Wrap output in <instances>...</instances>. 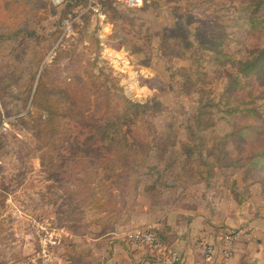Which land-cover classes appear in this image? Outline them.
I'll use <instances>...</instances> for the list:
<instances>
[{"label": "rangeland", "instance_id": "374dc122", "mask_svg": "<svg viewBox=\"0 0 264 264\" xmlns=\"http://www.w3.org/2000/svg\"><path fill=\"white\" fill-rule=\"evenodd\" d=\"M0 1L1 24L29 29V38L21 42L33 45L44 56L39 68L32 69L23 66L27 61H0V69L5 67L0 74V264H105L112 253L111 233H118L123 243L150 258V249L133 243L130 236L138 229L156 225L166 242L159 226L162 215L189 198L207 201L215 209L227 212L229 224L223 215L212 216L217 237H237L238 227L232 223L238 215L246 216L245 220L253 216L264 219V193L262 185L256 183L262 176L254 175L246 166L215 167L203 183H198L199 178L180 182L173 192L152 190L158 178L155 168L161 171L169 161L170 148L163 141L168 126L178 139V159H183L184 144L191 141L186 126L198 108V96L183 92L187 75L180 70L191 66V54L184 60H169L160 49L158 35L165 28H174L179 19L187 21L189 16L202 23L232 27L229 19L235 12L216 7L226 0H145L140 9L115 6L112 0L91 4L87 0H65L58 6L53 0ZM69 18L73 20L72 29L66 31L64 23ZM199 25L196 22L191 29ZM212 32L219 34L221 30L216 28ZM122 39L130 41L128 46H120ZM192 39L195 41L193 36ZM21 42L15 46H21ZM230 44L232 51L240 47ZM14 60L26 59L15 52ZM72 61L76 62L74 66ZM215 69L225 71L221 65ZM90 73L97 77L95 84L100 91L111 94L115 106L123 99L146 103L156 98L165 107L153 119L159 133L151 143L146 168L137 173V187L124 186L123 179L109 186L100 175L96 176L98 195L102 201L117 205L115 214L100 211L87 201L78 204V196L72 197L76 206L71 207V195L65 188L75 189V184L46 172L37 151L35 131L39 118L32 105L38 86L46 83L59 93L74 86V77L86 81ZM34 76L25 107L23 84ZM213 83L220 87L215 78ZM95 91H89L94 108L98 106L99 90ZM206 144L213 147L211 136ZM227 151L232 159L240 158L232 141L228 142ZM203 159L212 161L207 156ZM238 162L244 164L245 158ZM71 165L67 162L66 169ZM203 169L206 171L205 166ZM175 182V178L169 180L170 185H177ZM234 183L240 188L238 195L246 202L244 206L235 202ZM138 218L147 222H134ZM246 235L245 229L239 242H244Z\"/></svg>", "mask_w": 264, "mask_h": 264}, {"label": "trees", "instance_id": "16d2710c", "mask_svg": "<svg viewBox=\"0 0 264 264\" xmlns=\"http://www.w3.org/2000/svg\"><path fill=\"white\" fill-rule=\"evenodd\" d=\"M216 7L235 12L229 19L232 27L202 23L189 16L187 21L179 19L174 28H165L158 35L160 49L169 60H184L191 54V66L180 70L187 75L184 76L183 92L198 96V108L186 126L191 141L184 144L186 156L183 159H178V139L168 126L163 141L170 148L169 161L163 170L155 168L158 178L152 190L173 192L188 180L199 178L198 183H203L215 167L246 166L254 175L262 176L256 183L262 185L264 193V0H226L225 4H216ZM196 22L200 25L192 30L191 25ZM206 28L209 31H205ZM216 28H220L221 33H213ZM29 32L24 27H6L0 19V61H27L24 67L39 68L44 60L41 51L21 42L29 38ZM18 42H21L19 47L15 46ZM129 42L122 39L120 46H128ZM230 43H237L240 47L232 51ZM12 47L14 49L10 50ZM15 52L26 60H14ZM74 64L76 62L72 61ZM218 65L225 68L223 73L216 71ZM4 69L3 66L0 74ZM19 77L23 79L22 74ZM96 78L93 73L86 81L74 77V86L59 93L46 83L38 86L32 105L39 118L35 131L37 151L46 172H53L58 179L68 178L75 184V189L65 188L71 195V207L76 206L72 197L78 196V204L87 201L100 211L115 214L117 205L100 199L96 176L100 175L109 186H115L119 179H123L124 186L137 187V173L146 168L151 143L159 133L153 119L165 107L156 98L146 103L123 99L115 106L111 94L100 91L95 84ZM213 78L220 87L214 86ZM34 83L35 76L23 84L25 107ZM90 90H99L95 108ZM209 136L214 141L211 148L206 144ZM230 141L240 158H231L227 151ZM195 156L198 159H194ZM205 156L212 161L204 160ZM244 158L245 163L241 165L238 161ZM56 160L59 163H55ZM67 162H72L69 170L65 167ZM172 178L177 185L169 184ZM232 190L237 205L244 206L246 202L238 195L240 188L236 183Z\"/></svg>", "mask_w": 264, "mask_h": 264}, {"label": "crops", "instance_id": "0c3cea01", "mask_svg": "<svg viewBox=\"0 0 264 264\" xmlns=\"http://www.w3.org/2000/svg\"><path fill=\"white\" fill-rule=\"evenodd\" d=\"M214 213L223 215L224 220L228 218L227 212L221 208L215 209L207 201L189 198L177 203L170 212L162 215L163 219L159 223L162 230L160 232L165 233L166 242L181 254L183 264H261L264 259V219L253 216L245 220L246 216L238 215V219L232 221V226L238 227L239 234L232 241L231 254L227 258L222 251L227 248L228 236L214 235L215 223L212 220ZM140 220L147 222L142 218L134 222ZM227 221L229 224V219ZM245 229L246 240L239 242ZM111 234L112 253L105 264H161L151 250L149 258L128 243H123L118 233ZM207 248L213 249L211 260L205 257L204 252Z\"/></svg>", "mask_w": 264, "mask_h": 264}, {"label": "built area", "instance_id": "2783aa9c", "mask_svg": "<svg viewBox=\"0 0 264 264\" xmlns=\"http://www.w3.org/2000/svg\"><path fill=\"white\" fill-rule=\"evenodd\" d=\"M65 0H53L56 6L61 5ZM90 4L96 0H87ZM115 3L126 6L132 9H140L144 5V0H112ZM72 19L65 21L66 31L72 29ZM130 239L133 243L140 244L141 246L150 249L158 258L161 264H183V258L181 254L172 247L169 243L162 241L159 233V229L156 225H149L148 227L136 230ZM235 237H227V248L224 253L228 258L230 257V247ZM207 260H211L213 255V249L207 248L204 252Z\"/></svg>", "mask_w": 264, "mask_h": 264}]
</instances>
